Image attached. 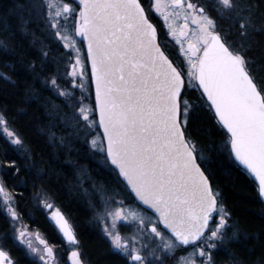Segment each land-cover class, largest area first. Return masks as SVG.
Returning a JSON list of instances; mask_svg holds the SVG:
<instances>
[{
	"label": "snow or ice",
	"instance_id": "snow-or-ice-1",
	"mask_svg": "<svg viewBox=\"0 0 264 264\" xmlns=\"http://www.w3.org/2000/svg\"><path fill=\"white\" fill-rule=\"evenodd\" d=\"M261 38L264 0L0 4V91L26 105L44 101L49 141L69 154L102 156L114 173L113 186L93 183L90 193L102 256L119 264H264V251L237 254L256 234L225 203L217 178L219 168L248 173L264 217ZM10 113L0 105V264H22L13 251L21 246L25 264H92L45 190L33 198L67 256L23 223L13 188L42 170ZM201 117L220 140L200 134Z\"/></svg>",
	"mask_w": 264,
	"mask_h": 264
},
{
	"label": "trees",
	"instance_id": "trees-1",
	"mask_svg": "<svg viewBox=\"0 0 264 264\" xmlns=\"http://www.w3.org/2000/svg\"><path fill=\"white\" fill-rule=\"evenodd\" d=\"M8 3H10V0H0V4ZM261 44H264V38H261ZM4 87L6 85L0 82V88ZM44 96L51 99L53 103H59V100L50 92H45ZM0 105H7L11 109L9 119L13 122V127L24 138L25 145L30 150L36 168L42 170L40 176L30 177L26 185H15L13 188L17 195L19 211L23 215V220L26 222L35 220L39 226H43L45 231H51L46 217L33 204V194L38 189H43L74 216L85 256L90 258L93 264H116L114 258L102 256V253L106 252L107 246L99 238L100 231L98 228L92 227L90 224L89 212L83 197L76 193L75 162L79 161L71 155L72 153L67 155L64 151L50 145L47 135L41 131L46 123L44 101L26 105L0 91ZM19 109H25L27 115H16ZM197 123L202 136L212 140H220L219 133L208 122L207 117H201ZM205 127L208 128L207 132L203 131ZM4 146L5 140L0 136V157L4 155ZM70 159L73 163H69ZM90 169L98 180L106 181L107 173L100 170L99 176H96L93 169ZM218 170L219 175L217 178L220 181L225 203L234 211L245 230L256 234V237L250 239L245 247L237 248V254L247 257L250 253L246 251V248H252L251 255L255 258L264 251V217L258 210V200L254 195L257 191L256 185L252 182L248 173L243 170L239 173L232 172L230 176L225 175L223 168ZM0 224H2V220H0ZM221 258L226 260L227 256L224 255Z\"/></svg>",
	"mask_w": 264,
	"mask_h": 264
},
{
	"label": "rangeland",
	"instance_id": "rangeland-1",
	"mask_svg": "<svg viewBox=\"0 0 264 264\" xmlns=\"http://www.w3.org/2000/svg\"><path fill=\"white\" fill-rule=\"evenodd\" d=\"M57 100H59L58 101L59 103H55V104L61 105V108L63 110V102H62V100L58 99V98H57ZM45 137H46V135H45ZM47 140L50 143V145L54 146L56 149H58V150L60 149V150L64 151L67 155H70L66 150H63L60 147L52 144L49 141L48 137H47ZM71 155L73 157H76L77 160L79 161V162H75L76 160L74 159L75 166H76V169H75V186H76L75 190H76V193L81 195L83 197V199H84V203H85V205H86V207L88 209V212H89L88 215H89V219L91 220L90 221L91 222L90 223L91 226L95 227V228L97 227L98 230H99V227L97 226V222L94 219L95 213H94V211H93V209H92V207L90 206V203H89L90 198H91L90 193H91V190H92V184L93 183H96V184H99V183L112 184V181L109 179V176H107V175L105 177L106 181L98 180V178L95 177L91 173V169L90 168L93 169V171L95 172L96 176H99L100 170H103V173H107V174L110 173V172L101 163L102 156H98L95 159H93L92 156L88 152H86L84 150H81L79 155H77L75 152H73ZM88 163H89L90 166L88 165ZM82 168H87V172L86 173L81 172L80 169H82ZM85 189H88V192H86ZM48 196H49V198L52 200V202L55 205L58 204L56 202V200H54V198H52L50 195H48ZM33 204H34V206L36 208L41 209L43 211V213L45 214V211L39 206L38 202L34 198H33ZM69 215L74 220V216L71 213H69Z\"/></svg>",
	"mask_w": 264,
	"mask_h": 264
},
{
	"label": "flooded vegetation",
	"instance_id": "flooded-vegetation-1",
	"mask_svg": "<svg viewBox=\"0 0 264 264\" xmlns=\"http://www.w3.org/2000/svg\"><path fill=\"white\" fill-rule=\"evenodd\" d=\"M167 47L169 48V50L171 52H173V54L175 53V46L173 44H168ZM107 176H109V179L112 181L111 186H113L114 173H108ZM107 185H110V184H107ZM56 206L59 207L63 211V213L69 219V222L73 225V227L77 231L76 223L70 217L69 213L61 205L56 204ZM36 209L40 210L42 212V214L46 217L47 223L49 224L51 231H48V232L45 231L44 228H43V226L42 225L39 226V224H37V222L35 220H30V221H27V222L25 220H23V223H25V224L28 225L30 231H33V232L39 234L40 237L43 238V239H47L48 242H49V244L55 245L56 246L55 250L61 256L66 257L67 256V252L64 251V245H63L61 236L58 234V230L54 227L53 223L49 220V218L47 217V215H45L43 213V211L41 209H39V208H36ZM121 231L126 232V231H128V229L126 227H123V228H121ZM77 233H78V231H77ZM79 238H80V236H79ZM34 243L39 244V241H34ZM10 246H11V242H10ZM13 251H14L16 257L21 260L22 264H25L26 260L27 259H30V258H26L23 255L24 249H23L22 246L19 249L13 247ZM82 251H83V248H82ZM116 264H119V261L116 260Z\"/></svg>",
	"mask_w": 264,
	"mask_h": 264
},
{
	"label": "water",
	"instance_id": "water-1",
	"mask_svg": "<svg viewBox=\"0 0 264 264\" xmlns=\"http://www.w3.org/2000/svg\"><path fill=\"white\" fill-rule=\"evenodd\" d=\"M100 131H102V129H99ZM249 175V174H248ZM250 176V175H249ZM251 177V176H250ZM251 179H253L252 177H251ZM63 212V211H62ZM66 216V215H65Z\"/></svg>",
	"mask_w": 264,
	"mask_h": 264
}]
</instances>
